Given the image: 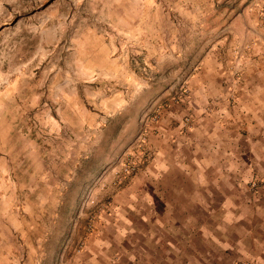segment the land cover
<instances>
[{"label":"rangeland","instance_id":"rangeland-1","mask_svg":"<svg viewBox=\"0 0 264 264\" xmlns=\"http://www.w3.org/2000/svg\"><path fill=\"white\" fill-rule=\"evenodd\" d=\"M210 53L234 104L264 56V0H0V264H92L162 129L194 126Z\"/></svg>","mask_w":264,"mask_h":264},{"label":"crops","instance_id":"crops-1","mask_svg":"<svg viewBox=\"0 0 264 264\" xmlns=\"http://www.w3.org/2000/svg\"><path fill=\"white\" fill-rule=\"evenodd\" d=\"M201 62L194 126L176 138L162 129L102 220L106 245L89 248L92 264H264V56L247 59L234 104L215 89L226 58Z\"/></svg>","mask_w":264,"mask_h":264},{"label":"built area","instance_id":"built-area-1","mask_svg":"<svg viewBox=\"0 0 264 264\" xmlns=\"http://www.w3.org/2000/svg\"><path fill=\"white\" fill-rule=\"evenodd\" d=\"M255 186H257V184H254ZM238 264H244V263H238Z\"/></svg>","mask_w":264,"mask_h":264}]
</instances>
